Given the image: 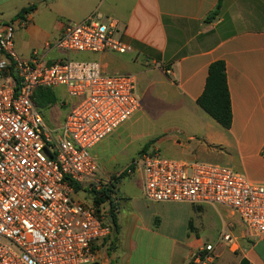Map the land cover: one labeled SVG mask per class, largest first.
<instances>
[{"label":"crops","instance_id":"1","mask_svg":"<svg viewBox=\"0 0 264 264\" xmlns=\"http://www.w3.org/2000/svg\"><path fill=\"white\" fill-rule=\"evenodd\" d=\"M219 1L0 0V22L14 24L15 50L24 62L36 58L50 66L70 60L75 52L54 47L64 25L95 16L104 24L114 21L115 37L132 47L123 55L84 53L104 74L135 76L140 97V109L92 149L97 182L79 185L75 194L112 229L94 246L91 264H190L208 245L214 247L211 264H264V237H252L234 211L206 203L151 202L135 164L145 154H158L225 166L264 185V0H223L211 18ZM34 4L39 5L34 13L18 16ZM219 61L226 65L231 95L230 129L197 103L210 66ZM79 101L65 87L36 89L34 105L56 143ZM151 111L169 126L163 133L152 121L138 125ZM170 140L171 146L165 143ZM224 234L231 243L222 240Z\"/></svg>","mask_w":264,"mask_h":264},{"label":"built area","instance_id":"2","mask_svg":"<svg viewBox=\"0 0 264 264\" xmlns=\"http://www.w3.org/2000/svg\"><path fill=\"white\" fill-rule=\"evenodd\" d=\"M116 28L100 16L69 22L54 47L68 53L132 52L115 37ZM14 42V24L0 22V264H91L94 246L112 229L105 216L76 199L74 186L97 182L92 149L140 109L137 79L108 76L90 61L24 62ZM41 87H65L80 99L57 143L33 102ZM135 164L149 201L226 207L252 237H264V185L225 166L158 154H145ZM222 240L232 242L229 234ZM213 251L208 245L194 264H211Z\"/></svg>","mask_w":264,"mask_h":264},{"label":"trees","instance_id":"3","mask_svg":"<svg viewBox=\"0 0 264 264\" xmlns=\"http://www.w3.org/2000/svg\"><path fill=\"white\" fill-rule=\"evenodd\" d=\"M47 2L48 0H43ZM223 0L219 1L217 10L211 15L214 17L221 8ZM38 4L24 8L19 13V17L34 13L38 9ZM210 18V17H209ZM198 105L220 123L224 128L230 129L233 122L231 105V95L228 88L226 65L224 62H215L209 68V73L202 96L198 99ZM75 191L80 190L79 185L74 186ZM98 204V203H97ZM190 264H194L193 262Z\"/></svg>","mask_w":264,"mask_h":264},{"label":"rangeland","instance_id":"4","mask_svg":"<svg viewBox=\"0 0 264 264\" xmlns=\"http://www.w3.org/2000/svg\"><path fill=\"white\" fill-rule=\"evenodd\" d=\"M89 54H84V53H72L71 55H70V60L71 61H75V62H77V61H90L91 59H89L88 57H86V56H88ZM106 75H108V76H114V75H111V74H106ZM116 75V74H115ZM61 100V99H60ZM142 102V104L143 105H148V99H145V100H142L141 101ZM59 105V104H58ZM58 111L59 112H61V113H64V108H62L60 105L58 106ZM50 110H47V109H45L44 110V114L46 115V116H49V114H50ZM149 117V116H148ZM149 118H150V120H149ZM149 118H141V119H139L138 120V125H140V126H142L143 124H145V125H149V123L148 122H154L153 124L155 125L154 126V128H155V131L157 132V133H163L169 126L167 125V123H166V121L165 120H163V122H161L160 120H159V117H158V114L156 113H154V111H151V114H150V117ZM165 143L167 144V145H169V146H171L172 145V142H171V140L169 141V142H167V141H165ZM115 145H117V142H113L112 144H111V146H115ZM135 158H138V156L137 157H135ZM79 197L80 198H84V194H80L79 195Z\"/></svg>","mask_w":264,"mask_h":264}]
</instances>
